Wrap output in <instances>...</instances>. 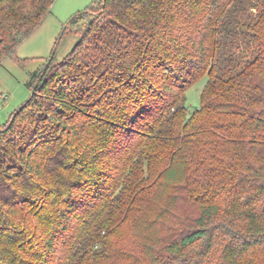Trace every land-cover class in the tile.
I'll list each match as a JSON object with an SVG mask.
<instances>
[{
	"label": "trees",
	"instance_id": "16d2710c",
	"mask_svg": "<svg viewBox=\"0 0 264 264\" xmlns=\"http://www.w3.org/2000/svg\"><path fill=\"white\" fill-rule=\"evenodd\" d=\"M55 1L0 0V63ZM89 15L0 128V264H264V0Z\"/></svg>",
	"mask_w": 264,
	"mask_h": 264
},
{
	"label": "rangeland",
	"instance_id": "374dc122",
	"mask_svg": "<svg viewBox=\"0 0 264 264\" xmlns=\"http://www.w3.org/2000/svg\"><path fill=\"white\" fill-rule=\"evenodd\" d=\"M96 1L56 0L52 13L41 27L18 47L17 57L21 62L6 58L0 63V128L29 100L32 75L42 70L53 54L57 63L72 51L94 15L85 17L74 26H69L70 21ZM206 83L207 80L202 79L187 92V105L191 111L200 108Z\"/></svg>",
	"mask_w": 264,
	"mask_h": 264
},
{
	"label": "water",
	"instance_id": "95a60500",
	"mask_svg": "<svg viewBox=\"0 0 264 264\" xmlns=\"http://www.w3.org/2000/svg\"><path fill=\"white\" fill-rule=\"evenodd\" d=\"M54 60V54L51 56V58L49 59V63L47 64L48 66L52 63V61Z\"/></svg>",
	"mask_w": 264,
	"mask_h": 264
},
{
	"label": "built area",
	"instance_id": "2783aa9c",
	"mask_svg": "<svg viewBox=\"0 0 264 264\" xmlns=\"http://www.w3.org/2000/svg\"><path fill=\"white\" fill-rule=\"evenodd\" d=\"M0 109H1V106H0Z\"/></svg>",
	"mask_w": 264,
	"mask_h": 264
}]
</instances>
